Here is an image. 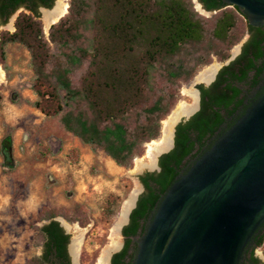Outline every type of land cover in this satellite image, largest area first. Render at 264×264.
Instances as JSON below:
<instances>
[{"label":"trees","instance_id":"16d2710c","mask_svg":"<svg viewBox=\"0 0 264 264\" xmlns=\"http://www.w3.org/2000/svg\"><path fill=\"white\" fill-rule=\"evenodd\" d=\"M52 2L49 0L46 8ZM72 2L69 10L74 14L53 25L49 32L51 43L61 49L59 59L52 62L37 17L21 13L15 20V30L0 35V63L6 60L8 44L22 45L29 52L34 72L31 89L37 99L33 106L45 117L59 116L66 132L85 145L101 149L117 166L128 168L134 158L143 154L145 143L159 139L160 121L175 102L173 90L164 92L141 109V119L130 121V114L151 89L152 72L158 63L174 58L184 46L200 42L204 27L191 6L181 0H96L89 16L82 14L85 2ZM200 2L208 11L226 7L222 0ZM232 9L223 10L213 30L212 36L223 43L235 28L236 15L246 18L236 7ZM257 29L247 22V32ZM259 39L250 49L264 48L259 44L263 37ZM84 62H88L87 72L81 86L74 87L70 77ZM167 68L171 83L188 71L182 63ZM0 156L5 171H12L15 161L10 134L1 139ZM165 164L168 163L162 164L163 173L168 170ZM58 215L52 210L43 214L41 220L46 223L37 229L40 245L49 250L52 246L59 248L66 238L55 220ZM261 227L262 232L253 236L256 248L264 242V224ZM26 264H46V260L36 256Z\"/></svg>","mask_w":264,"mask_h":264},{"label":"rangeland","instance_id":"374dc122","mask_svg":"<svg viewBox=\"0 0 264 264\" xmlns=\"http://www.w3.org/2000/svg\"><path fill=\"white\" fill-rule=\"evenodd\" d=\"M60 1L67 5L66 15L54 25L74 14L69 10L72 0H55L51 9ZM82 1L85 2L82 14L89 16L96 0ZM181 1L191 6L202 23L203 38L184 46L174 58L157 64L152 72L151 89L129 117L135 123L141 119L138 113L143 107L150 105L157 95L173 90L175 102L160 121L161 134L164 121L181 104L193 101L190 93L201 82V72L215 64L227 63L233 53H237L247 33V20L238 14L228 41L220 42L212 36L215 23L223 10L232 11L233 7L208 12L197 0ZM44 12L39 10L34 15L42 25L54 62L61 57V49L49 39L53 25L47 30ZM19 15L12 14L7 23L0 26V35L15 30ZM5 53L6 60L0 63L5 74L4 83L0 84V142L6 134L12 136L15 168L6 172L0 156V264H26L40 254L37 229L46 223L41 217L50 210L59 214L55 219L66 228L70 241L78 234L76 228L85 232L76 264L79 258L82 264H97L103 251L110 247L112 229L121 221L125 204L138 185L135 177L146 171V167L135 169L138 159L145 158L149 143L143 145V154L134 158L130 167L117 166L101 149L85 145L66 132L59 116L45 117L33 106L37 98L31 89L34 72L29 52L15 43L8 44ZM179 63L188 71L171 83L166 75L167 66ZM87 69L88 62H84L72 73L74 87L81 86ZM161 134L157 140L161 139ZM256 254L264 263V242Z\"/></svg>","mask_w":264,"mask_h":264},{"label":"water","instance_id":"95a60500","mask_svg":"<svg viewBox=\"0 0 264 264\" xmlns=\"http://www.w3.org/2000/svg\"><path fill=\"white\" fill-rule=\"evenodd\" d=\"M222 1L250 26L264 25V0ZM263 224L264 91L168 190L135 264H239Z\"/></svg>","mask_w":264,"mask_h":264},{"label":"flooded vegetation","instance_id":"af4514ba","mask_svg":"<svg viewBox=\"0 0 264 264\" xmlns=\"http://www.w3.org/2000/svg\"><path fill=\"white\" fill-rule=\"evenodd\" d=\"M48 1L0 0V26L5 25L12 14L26 11L29 14H38L39 10H50L55 0L50 8H46ZM197 1L202 9L208 11L200 0ZM255 28L258 29L246 33V39L239 46V51L233 53L230 60L218 68L210 81H201L195 85V109L176 122L171 146L158 157L152 169L136 176L140 192L127 219L122 223L118 248L110 250L107 264H135L139 241L147 233L158 206L171 186L261 97L264 91V48L261 47L258 51L250 47L254 42H259V37H263L260 46L264 45V25ZM231 65L233 66L230 69L224 71L225 67ZM163 163H168L165 164L168 170H164V173ZM59 227L66 237L63 243L59 248L52 246L51 250L44 244L40 245L38 256L45 257L46 264H76L77 254L73 250V240L70 241L66 228L61 224ZM261 232V229L257 231L258 234ZM256 250L252 237L239 264H264ZM77 264H82L80 258Z\"/></svg>","mask_w":264,"mask_h":264},{"label":"bare ground","instance_id":"6f19581e","mask_svg":"<svg viewBox=\"0 0 264 264\" xmlns=\"http://www.w3.org/2000/svg\"><path fill=\"white\" fill-rule=\"evenodd\" d=\"M66 9H67V5L65 4V1L64 2L60 1V3L57 5V7L55 9L48 10V11L45 10L44 17H45V23H46L47 30H49V28L52 26V24L57 23L63 16L66 15ZM237 51H239V50H237ZM218 68H220L219 64H215V65L205 69L199 75V80L204 81V82L210 81L212 79V77L215 76V74H216L215 72L218 70ZM4 78H5V74H4L3 69L0 66V84L4 83ZM190 95L193 98V103L181 104L180 107L176 111H174L168 117V119H166L164 121L161 139L160 140H154L148 144L146 156H145V158L138 159V161L136 163L135 171H139L144 167L153 166L156 162L157 156L161 152L165 151L169 146H171L170 144H171V140L173 138L172 137L173 130H174L173 128H174L176 122H178V120H180V118L182 116L187 115L191 111H193L197 105L196 91L191 92ZM138 192H140V191H139V186L137 185L132 196L130 197V199L125 204L123 214L121 217V221L117 225H115V227L112 229L110 247H108L106 250L103 251V253H102L97 264H107L109 262L108 257H109V255H111V254H109L110 250L116 248L119 245V239L121 236V234L119 235V229H120V227H121V225H122V223L126 217V213L130 209V207L134 201V198L137 196ZM76 230H77L76 232L78 234H76V236L73 239V250L78 256L81 245H82V241H83V235L85 232H84V230H80L78 228H76Z\"/></svg>","mask_w":264,"mask_h":264}]
</instances>
